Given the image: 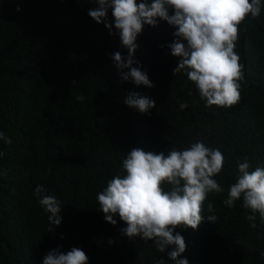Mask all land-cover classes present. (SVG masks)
Here are the masks:
<instances>
[{"label": "trees", "instance_id": "16d2710c", "mask_svg": "<svg viewBox=\"0 0 264 264\" xmlns=\"http://www.w3.org/2000/svg\"><path fill=\"white\" fill-rule=\"evenodd\" d=\"M140 2V0H137ZM151 2V0H149ZM20 11H17V8ZM91 0H0V264H43L52 249L81 248L88 264H174L167 252L140 235L129 238L98 210L97 195L109 179L123 175L122 161L133 148L167 155L193 142L219 148L223 169L214 177L223 193L208 194L198 229L178 227L189 264H264V222L246 219L242 200L224 204L237 178L238 162L264 168V6L259 17L239 26L235 51L243 65L241 98L230 108L205 107L186 73H174L179 57L168 47L175 29L160 20L137 38L134 65L153 87L122 79L111 54L119 35L88 12ZM108 19L114 20L109 10ZM132 92L153 99L140 113L126 105ZM83 96L82 102L76 98ZM180 103L187 108L181 110ZM61 205L60 225L38 203L35 188ZM166 188V186H165ZM215 212L208 211V204ZM53 231H48L49 228ZM111 241V243H109Z\"/></svg>", "mask_w": 264, "mask_h": 264}, {"label": "clouds", "instance_id": "9594fccd", "mask_svg": "<svg viewBox=\"0 0 264 264\" xmlns=\"http://www.w3.org/2000/svg\"><path fill=\"white\" fill-rule=\"evenodd\" d=\"M98 5L89 9V16L97 23H103L110 30L113 25L123 47L128 49L127 58L117 51L111 54L115 67L125 81L137 86L153 87L146 71L134 59L138 48L137 38L145 25L157 26L166 21L175 31V40L168 45L173 56L179 57L174 73L183 71L199 92L206 108L218 106L230 108L239 103L240 81L244 80L243 65L235 51L239 26L249 16L253 19L261 14L264 0H91ZM21 9L18 7L17 11ZM109 10L114 20L108 19ZM82 102L83 96L76 98ZM126 105L140 113H148L156 107L153 99L138 92L130 93ZM180 103L181 110L187 108ZM0 140L11 143L4 132ZM3 153H0L2 156ZM225 157L219 148L212 149L205 143L193 142L183 150L172 148L167 155L141 148H133L122 161L121 171L107 182L98 193V210L104 213L106 221L117 224L116 215L126 223L121 232L130 239L140 235L146 241H153L157 252H167L174 264H189L181 258L186 251V241L178 227L198 229L207 219L213 223L214 214L202 216V205L208 194L224 192L214 179L221 173ZM247 158L238 162L237 178L228 188L223 201L229 207L242 200L243 207L250 210L246 219L255 228L256 214L264 222V168L250 170ZM166 186V188H165ZM38 203L49 213L50 225L58 226L63 217L61 205L53 195H42L43 185L35 188ZM208 211L215 212L208 204ZM48 231H53L50 227ZM111 243V241H109ZM264 256V253H261ZM89 257L81 248L73 247L63 252L60 247L52 249L43 259V264H88ZM158 264H165L164 258Z\"/></svg>", "mask_w": 264, "mask_h": 264}]
</instances>
